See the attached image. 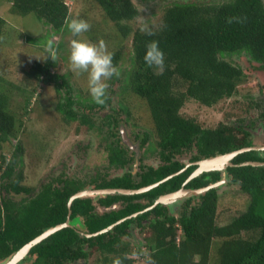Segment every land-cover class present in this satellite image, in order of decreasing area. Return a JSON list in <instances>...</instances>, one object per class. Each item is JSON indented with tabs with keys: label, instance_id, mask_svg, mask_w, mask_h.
<instances>
[{
	"label": "trees",
	"instance_id": "obj_1",
	"mask_svg": "<svg viewBox=\"0 0 264 264\" xmlns=\"http://www.w3.org/2000/svg\"><path fill=\"white\" fill-rule=\"evenodd\" d=\"M9 1L13 13L24 16L33 13L54 32L67 27L70 20L71 9L66 0ZM94 1L102 11L101 20L113 23L114 33L121 39H132L133 62L126 78L127 89L143 99L150 111L161 161L157 166L144 165L140 157L141 171L136 175L131 170L135 153L122 141L119 129L131 115L129 105L124 103L118 112L123 111L125 117L109 112L108 119H103L108 126L102 136L108 162L112 167L124 169L119 175L109 177L97 172L84 179L61 178L60 184L45 183L33 194L32 188L21 183L22 170L15 172L16 152L9 158L1 154L0 263L45 229L69 220L71 225L54 231L32 246L17 264H75L86 260L92 248L98 252L97 264H114L116 260L120 264H134L132 247L124 239L131 235L134 225H147L150 229L151 234L144 242L149 264H264V165L242 164L264 160V149L239 153L232 159L233 165L225 166L223 171H206L190 178L197 167L191 165L147 191L77 197L70 208L68 206L71 195L89 186L134 189L160 181L180 171L185 166L180 156L193 149L196 150L190 160L196 161L253 145L248 130L223 123L205 125L183 114L182 108L190 100L213 106L236 93L245 74L234 62V55L246 52L264 70V1H175L165 7L157 25L148 26L134 25L139 9L132 0ZM5 24V17L0 15V40ZM28 38L37 41L36 37ZM152 40L158 41L165 56L162 73L157 67L147 66L143 59L146 45ZM120 58L121 50H115L113 65ZM55 64L49 55L44 60H34L25 71L29 78L54 83L58 93L62 94V88H66L57 104L64 120H77L94 127L93 118L79 113L75 106L102 109L109 103L108 95L104 104L95 103L91 96H85L81 99L83 102L76 99L66 77L52 71ZM3 80L0 74V147L16 137L20 128L11 108V94L4 89ZM262 92L264 94V86ZM257 106L264 125V97ZM143 133L137 135L140 148L150 135L149 131ZM223 176L229 183L238 184L250 198L247 208L228 223L216 222L217 187L186 197L177 215L171 212L169 205L161 203L144 210L165 192L181 186L200 188ZM21 192L28 196L13 198V194ZM95 200L105 207L119 202L122 205L101 213L97 211ZM124 217L127 218L106 232L85 235ZM144 220H147L145 224ZM214 245L215 259L212 257Z\"/></svg>",
	"mask_w": 264,
	"mask_h": 264
},
{
	"label": "rangeland",
	"instance_id": "obj_2",
	"mask_svg": "<svg viewBox=\"0 0 264 264\" xmlns=\"http://www.w3.org/2000/svg\"><path fill=\"white\" fill-rule=\"evenodd\" d=\"M66 1L71 9L68 23L75 18L84 19L90 24V29L80 34L81 39L96 43L103 40L107 51L111 54L115 50H121V58L114 65L118 75L106 81L109 101L107 107L101 109L87 106L80 109L75 106V109H79V113L88 114L93 118L94 127L77 120L72 122L64 120L57 104L64 96L66 88H62V94L58 93L54 83L45 84L29 78L25 71L32 66L34 60H44L51 55L56 62L52 71L66 77L71 86L72 96L80 100L85 96H91L87 84L88 74L74 71L69 61L73 34L69 31L68 25L61 31L54 32L50 26L39 21L35 14L25 16L15 14L11 11L12 3L9 0H0V15L6 19L4 34L0 40V74L5 79L2 82L4 89L11 94V108L20 124L16 137L9 139L8 143L0 147V155H6L9 158L12 152H16V159H18L15 172L22 170L23 181L21 183L32 188L33 194L45 183L60 184L61 178L84 179L97 172L114 177L124 172L123 168L110 166L102 137L103 130L106 131L108 127L103 123V119H108L106 114L109 112H118L121 103L129 105L131 111L127 123L123 124L131 144L134 145L136 135L150 132L149 141L142 149H139L137 155L135 154L131 170L134 174L137 173L136 165L140 163V157L147 165L157 166L160 163L150 111L143 99L127 89L126 78L133 62L131 37L121 39L118 34H115L113 23L101 20L102 11L94 0ZM132 1L139 9V16L134 20V25L148 26L157 25L165 7L175 1L219 2L226 0ZM100 30L101 33H99ZM28 36L36 37L37 41L30 40ZM234 62L243 69L245 75L238 83V89L233 96L225 97L213 106H205L196 100H190L186 102L182 112L188 117L197 118L205 125L217 126L223 123L234 128H244L250 132L248 138L253 145L263 146L264 128L259 115L260 107L257 104L261 103L264 97L262 92L264 70L246 52L234 55ZM26 101L29 102L26 103ZM117 114L125 117L123 111ZM99 127L102 128L100 131ZM195 150L185 153L180 156V159L187 164ZM217 188L219 204L216 222L223 225L244 211L250 198L238 184L224 181ZM0 191L3 190L0 188ZM13 196L14 199H20L28 194L21 192ZM183 200L174 201L175 204L171 209L174 214H178ZM95 203L97 211L101 213L120 208L122 205L116 203L105 207L99 205L96 200ZM145 222L147 220H144L143 224ZM131 232V235L125 236L124 239L130 242L134 264H149L146 259L148 251L144 243L146 237L151 234L149 227L134 225ZM97 256V250L92 248L86 260H78L75 264H97ZM212 257L215 259V245Z\"/></svg>",
	"mask_w": 264,
	"mask_h": 264
},
{
	"label": "clouds",
	"instance_id": "obj_3",
	"mask_svg": "<svg viewBox=\"0 0 264 264\" xmlns=\"http://www.w3.org/2000/svg\"><path fill=\"white\" fill-rule=\"evenodd\" d=\"M68 29L73 34V39L70 42V54H69V61H70L71 67H72V69L74 71L86 72L88 74V79H87L88 91H89V93H90L93 101L95 103H97V104H104L105 101H106V98H107L106 89L108 87V84H107L106 81L108 79H110L111 77H113L114 75H118L117 70H116V67L113 65L112 54L107 51L106 45H105V43H104L103 40H100L98 43H96V42H92V41H89V40H85V39H81L80 38V34L81 33L87 32L90 29V24L86 20H84V19H75L74 18V19H72L68 23ZM149 34H151V33H149ZM52 59H54V57H52ZM143 59H144V62L146 63L147 66H149V67H157V68H159L161 70V73H162V71L164 69V65H165V56H164V53H163L162 49L159 47L158 41L152 40L149 43H147V45H146V51H145V55H144ZM158 74H160V73H158ZM256 146H258V145H256ZM244 147H248V146H244ZM241 148H243V147H241ZM250 150H260V149H250ZM135 154H136V152H135ZM218 154H223V153H218ZM203 158H206V157H203ZM203 158H201V159H203ZM232 159L230 160L231 164H228V165H233ZM196 161H198V160H196ZM196 161H191L190 160V162H193V163L189 164L187 167H189L191 165H196L198 167V165L196 163H194ZM255 162H260V161H255ZM247 164H249V163H247ZM228 165H226V166H228ZM253 165H264V164H253ZM137 166L138 165H136V167ZM185 166H186V163H185ZM186 168H184L183 170L181 169V171H184ZM196 168L194 170H196ZM224 168H225V166L223 167V169L221 171H223ZM181 171L175 172V174L176 173L178 174ZM171 174H173V173H171ZM175 174H173V175H175ZM223 175H224V173H223ZM168 176H166V177H168ZM165 178L161 179L160 181L153 182L151 184L157 183L155 185V186H157L159 183L164 182L165 180H167ZM222 179H224V181H226V179H225L224 176H223ZM155 186H153V187H155ZM182 187L187 188L185 186H181L180 188H182ZM203 187H205V186H203ZM92 188H96V187L92 186ZM200 188H202V187H200ZM187 189H191V188H187ZM196 189H198V188H196ZM176 190H178V189H176ZM176 190H174V191H176ZM191 190H194V189H191ZM170 192H173V190L172 191L165 192L162 195L167 194V193H170ZM199 193H202V192H199ZM190 195H192V194H190ZM190 195H188V196H190ZM95 196H97V195H95ZM91 197H94V196H91ZM174 201H177V200H173V201H170L168 203H163V202H159V203L169 205L170 210H171L172 209V206L175 204ZM114 204H116V203H114ZM149 206H151V205H149ZM149 206H147V207H149ZM171 212H172V210H171ZM136 214H133V215H136ZM126 218L127 217H124V218H121V219L125 220ZM121 219H119V220H121ZM123 220H121V221H123ZM118 221H116V222H118ZM120 222H118V223H120ZM118 223H116V224H118ZM11 258L12 257H10L8 259V261ZM3 264H5V263L3 262ZM114 264H120V261L119 260H116L114 262Z\"/></svg>",
	"mask_w": 264,
	"mask_h": 264
},
{
	"label": "water",
	"instance_id": "obj_4",
	"mask_svg": "<svg viewBox=\"0 0 264 264\" xmlns=\"http://www.w3.org/2000/svg\"><path fill=\"white\" fill-rule=\"evenodd\" d=\"M120 132H121L123 141L128 146L133 148L136 152V155H137L139 152L138 145L137 144L136 145L131 144L129 138L127 137V133L124 130L123 125L120 126ZM261 148L264 149V145L263 146L252 145V146L243 147L240 149H235V150L223 153V154L212 155V156L200 159V160L194 162L198 165V167L190 175V178H192L193 176H196L202 172L212 171V170H222L224 166L231 164L230 160L233 157H235L236 155H238L239 153L250 150V149H261ZM220 158H222V160ZM137 163H138V160H137ZM191 163H193V162H188L184 168H186ZM247 163H249V164H261V162H255V161L243 162V164H247ZM173 174H175V173H173ZM173 174L169 175L165 179H168L169 177L173 176ZM223 182H224V179H221V180H219L217 182H213V183H211L205 187L194 189V190L182 187L176 191L161 195L159 198H157L154 205H151V206L147 207L146 209L152 208L153 206H155L159 202L168 203V202L173 201V200L184 199L189 194L203 192L209 188L216 187ZM156 184L157 183H154V184H150V185L143 186V187L136 188V189L121 188V187H107V188H92V187L90 188V187H88V188H85L83 190H80V191L74 193L70 197L69 207H70L72 201L77 197H87V196L106 195V194H135V193L147 191L148 189L152 188ZM121 220H123V219H121ZM121 220H119L118 222H120ZM118 222H115V223L109 225L108 227L103 228L97 232L87 233L85 235L92 236V235H97V234L103 233V232L109 230L110 228H112ZM67 225H68V223L64 222V223L53 225V226L45 229L41 234H39L38 236H36L35 238H33L32 240L27 242L25 245H23L19 249V251L14 256H12V258L5 264H16L18 261H20L22 258L25 257V255L31 249L32 246H34L35 244H37L38 242H40L41 240L46 238L48 235H50L54 231H56V230H58L64 226H67Z\"/></svg>",
	"mask_w": 264,
	"mask_h": 264
},
{
	"label": "flooded vegetation",
	"instance_id": "obj_5",
	"mask_svg": "<svg viewBox=\"0 0 264 264\" xmlns=\"http://www.w3.org/2000/svg\"><path fill=\"white\" fill-rule=\"evenodd\" d=\"M263 1H264V0H263ZM62 117H63V116H62ZM71 122H72V121H71ZM121 125H123V124H121ZM121 125H120V126H121ZM119 129H120V127H119ZM120 134H121V132H120ZM142 135H144V133L141 134V136H142ZM129 137H130V136H129ZM121 138H122V135H121ZM149 139H150V138L147 139L146 143L149 141ZM122 141H123V138H122ZM104 142H105V141H104ZM123 142H124V141H123ZM124 143H125V142H124ZM133 143H134V145H136V144L138 145V149H142V148H140V147H141V145H140V144H141V141H140V139L137 138V135H136V137H135ZM146 143H145V144H146ZM125 144H126V143H125ZM145 144H144V145H145ZM104 145H105V144H104ZM126 145H127V144H126ZM144 145H143V146H144ZM127 146H128V145H127ZM128 147L131 149V151H134V153H135V150H134L133 148H131L130 146H128ZM158 148H159V147H158ZM107 154H108V153H107ZM134 160H135V159H134ZM260 162H261V164H264V160H262V161H260ZM133 163H134V162H133ZM140 164H141V162H140V163L138 164V166H137V173L141 171V169H140ZM142 164H144L143 160H142ZM144 165H145V164H144ZM137 173H135V174L137 175ZM138 177H139V176H138ZM146 186H147V185H146ZM89 187H91V186H89ZM142 187H143V186H142ZM139 188H140V187H139ZM135 189H136V188H135ZM75 193H76V192H75ZM71 196H72V195H71ZM71 196H70V197H71ZM154 203H155V202H154ZM154 203L151 204V205H154ZM68 206H69V203H68ZM153 207H154V206H153ZM69 208H70V207H69ZM69 214H70V210H69V213H68V219H69ZM65 222H68V226L71 225L70 222H69V220H66ZM63 223H64V222H63ZM96 232H97V231H96ZM24 245H25V244H24ZM17 252H18V250H17L15 253H13L10 257L14 256ZM10 257H8L7 260L4 261V263H7V262H8V259H9ZM0 264H3V263L1 262Z\"/></svg>",
	"mask_w": 264,
	"mask_h": 264
},
{
	"label": "bare ground",
	"instance_id": "obj_6",
	"mask_svg": "<svg viewBox=\"0 0 264 264\" xmlns=\"http://www.w3.org/2000/svg\"><path fill=\"white\" fill-rule=\"evenodd\" d=\"M222 160V158H220Z\"/></svg>",
	"mask_w": 264,
	"mask_h": 264
}]
</instances>
